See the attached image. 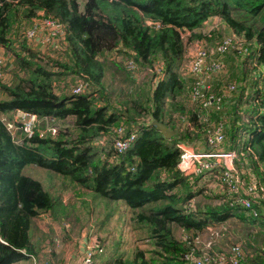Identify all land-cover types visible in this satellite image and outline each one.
<instances>
[{
    "label": "trees",
    "instance_id": "trees-1",
    "mask_svg": "<svg viewBox=\"0 0 264 264\" xmlns=\"http://www.w3.org/2000/svg\"><path fill=\"white\" fill-rule=\"evenodd\" d=\"M19 16L55 19L72 63L55 64L63 71L53 73L41 66L37 54L20 39V49L27 55L14 56L24 78L11 72L9 83L0 82V264L35 260L38 250L33 244L55 256L51 247L39 244L35 228L43 226L47 233L55 228L61 233L68 230L66 221L78 210L68 213L71 204L63 194L67 189L73 190V198L85 192L79 199L85 196L91 204L88 210L100 211L103 218L94 227L107 223L115 212V227L126 223L135 243L147 246L135 245L124 256L118 240L109 249L98 234H90L95 235L98 250L90 264H186L188 252L194 258H206L203 264H219L218 254L227 255V249L237 243L224 242V247L215 239L227 233L222 220L230 216L247 226L241 228L236 244L241 248L238 264H264V200L255 207L257 218L242 214V207L221 196L202 195L211 202L200 204L194 199L203 198L192 184L197 178L189 181L176 169V144L195 139L210 123L216 125L224 117L231 143L238 129L248 131L235 145L241 153L238 161L248 162L264 194V0H0V46L4 49L9 48L5 35ZM211 19L219 20L243 41L247 51L242 72L247 78H242L234 102L233 94L223 99L221 116L209 108L202 124L197 123L202 108L196 105L187 110V125L181 129L178 112L183 108L174 103L182 86L181 61L188 45L211 41L216 29L203 31ZM114 57L123 66L117 68ZM157 63H161L157 67L162 77L137 99L124 83L134 82L129 68L151 71ZM65 73L84 81L85 91L55 94L53 81ZM251 80L246 91V81ZM114 82L123 83L127 90L124 104L111 102ZM168 97L175 105L172 112L164 106ZM242 102L253 105L249 114L240 117L236 106ZM231 103L228 113L225 109ZM22 113L34 116L30 134L23 131L27 117H21ZM152 120L161 122L172 135L163 137ZM132 135L133 142L118 151L115 143ZM33 167L44 170V176L23 172ZM253 224L257 231L249 229ZM83 243L77 245L80 258ZM217 247L226 250L216 253ZM103 255L106 258L101 260ZM224 263L229 264L226 258Z\"/></svg>",
    "mask_w": 264,
    "mask_h": 264
},
{
    "label": "rangeland",
    "instance_id": "rangeland-1",
    "mask_svg": "<svg viewBox=\"0 0 264 264\" xmlns=\"http://www.w3.org/2000/svg\"><path fill=\"white\" fill-rule=\"evenodd\" d=\"M82 1L79 2L81 4ZM39 15V14H38ZM43 17H37L34 19H23L20 16L17 17L13 25L11 26V29L6 33L5 38L8 41L9 48L4 49L2 52V56L5 57V70L11 74H15L18 72L19 77L24 78V75L22 72L17 71V65L15 63V56L16 53L17 57H26V52L23 51L24 49H20L19 40H23V38L20 35L21 33H24L25 31L31 29L33 27V24L40 21ZM31 20V22H30ZM211 28L216 29V33L212 36V39L210 42L203 43V44H197L198 42H194L193 44H190L187 46L184 56L182 58V66L179 70V77L182 87H184V91L187 90V93L184 94L180 91L177 92L174 103L176 102V106H180L183 108V111L181 113L178 112L180 115L181 120L180 128L186 127V117L188 116L187 110L188 109H195L196 105H199L202 110L199 114V119L197 123H201L200 121L203 120V117L208 114V109L213 106V100L209 102V96L214 99L217 97V94H219L224 89L228 90L231 94H233V102L236 100L237 93H239L241 86H242V78L246 80L247 75L246 73L243 74V64L242 59L245 55V45L243 41L236 36H233L230 34L229 30L223 26L220 21L216 19H211L207 21L204 24L203 31L207 33ZM54 42L56 44L59 43V41L55 38ZM63 46H61V49L55 50L52 47L48 46H42L36 47L38 43L31 41V43L28 42L29 45L27 47L31 49L30 51H34L36 53V57H39V62L42 67L48 69L49 71H52L53 73H60V70L55 66V64L60 65H68L72 63L70 56L68 55L66 49H65V43H64V36L63 40H60ZM18 45H17V44ZM36 45V46H35ZM102 56V55H101ZM102 58H106L101 57ZM109 59V58H108ZM114 61L117 63L115 64L117 68H120L119 66H123V62L116 59V57L113 58ZM119 64V65H118ZM158 65H161V63H157L156 66L150 71L148 69H138L133 70V68H129V70L132 73V77L134 78V82L132 85H129L127 81L124 83H127V88L131 89V92L134 91V96H136L137 99H142L144 95L147 93L146 91L148 88H150L151 83L152 85H155L158 81L159 76H161L158 71L159 67ZM212 69H214L212 71ZM63 71V70H62ZM66 72V71H65ZM121 73V71H120ZM11 74L6 75L5 78L2 80L1 84L3 83H9ZM116 76L117 73L115 72ZM108 75V73H106ZM246 75V76H245ZM74 73H65L61 75L58 79L56 78V81H53V91L55 94H66L71 91L76 81L79 79L76 77ZM162 77V76H161ZM199 78H202L203 88L199 90V95L196 97H193L191 93L189 94L190 84L194 83L195 80H198ZM153 81V82H152ZM253 80L246 81V91L250 90V83L252 84ZM108 83L105 82L104 86L107 87ZM114 90V97L111 99V102L116 103H122V99L127 93V90L124 88L123 83L122 86H120L117 82L112 83L111 85ZM230 87V90H229ZM191 91V90H190ZM106 95V94H104ZM120 96V98H119ZM117 97V98H116ZM130 100V98H128ZM124 104V103H122ZM253 103H244L239 104V106H236V113L237 115H241L245 112L249 114L250 108ZM111 106H114V103L111 104ZM164 106L165 109L169 112L173 109L175 106L173 103H170L169 97L168 99H164ZM115 107V106H114ZM177 108V107H175ZM174 108V109H175ZM233 109V105L231 103L230 107L225 109L226 112L229 113V109ZM213 109H216L213 106ZM172 112V111H171ZM218 116L221 115V111H217ZM232 113V112H231ZM173 113H170V115ZM176 115V113H175ZM240 116V117H241ZM173 117V116H171ZM246 118V117H245ZM243 118V119H245ZM202 124V123H201ZM215 125L210 123L208 125L209 130L204 133L197 135V137L192 138V140H181L180 142L186 141L189 147L193 151H196L198 153H205L209 151L208 143L206 144L207 137L210 133H212L213 127ZM184 129V128H181ZM237 134H244L247 136L248 131H244L241 128L237 130ZM173 132V131H172ZM207 133V137H206ZM226 141L223 148H219L221 150H233V148H228V145H230L231 140H229V133L226 131ZM186 145V144H185ZM236 150V148H234ZM248 151V150H247ZM212 152H218L222 153L223 151H212ZM210 160L214 163H216V167H222L223 162L220 157H211ZM238 161V157H237ZM239 171L242 173L241 180L243 182L252 181L249 179V175H254L251 173V171L248 168V162L243 160L242 162L238 161V164H235ZM28 168V167H27ZM24 170L23 172L35 173L38 176L43 177L42 174H40V171H33L31 172V168ZM42 172V171H41ZM222 171L220 168H217L216 170L210 171H203L202 177L195 178L196 180L192 183L193 185H197L194 189L195 191L199 192L201 197L206 196L211 199H215V196H218V193H222L224 191V188L222 187L223 183L220 185L219 182L216 180L218 179V175ZM219 173V174H215ZM255 178V177H254ZM188 179V178H187ZM55 181L54 179H52ZM189 180V179H188ZM256 180V179H255ZM60 186V185H59ZM259 186V185H258ZM259 188H261L259 186ZM77 189V188H76ZM77 191H79L77 189ZM71 193H73L72 189H67L63 191L64 201L68 200V203L71 204V207L68 209V213L74 212V209H77L78 212H74V217L71 219H68L66 222L68 223V230L65 229L62 233L59 232L57 228L54 229V232L47 233L46 229L43 226H40L39 228L36 227V238L39 244L44 245L47 244L49 247H51L52 251L54 252L55 256H49L47 252H41L39 248H37L36 244H33V247L37 249V258L34 260L33 264H66L69 255L72 253H77V245L80 243L82 244V241H84V234L79 235L80 230L84 225H88L87 227H84L83 230L88 231L89 233L98 234L99 237L102 239V244L105 245V247L112 249L113 242L118 240L119 249L122 251L123 255H130L135 245H137L139 248H146L142 243H135L134 237L132 232H129V229L125 223V225H121L120 228H116L114 224V219L116 218V214H114L108 219L107 223H103V225L99 227H94V223L96 224L97 220L102 219V215L98 214L100 211L97 209H94L92 211H89L88 208L90 207L89 199L83 196L81 199H79L80 196L84 195L85 192L79 191V194L74 196L73 198ZM259 194L262 195V199L264 200V194L262 193V188L259 189ZM203 198V197H202ZM197 202L209 204L211 202L210 199L203 198V201L201 198H195ZM210 200V201H209ZM246 212L244 210L241 212L242 214ZM113 213V212H112ZM237 213H240L237 212ZM240 213V214H241ZM245 214V213H244ZM127 214L124 215V218ZM112 220V221H111ZM222 225H226L225 227L228 229L227 233H225L223 236L219 235L215 239L219 238V245L224 246V242L226 244L239 242V236L241 232V228L245 227L247 229L246 225H242L238 220H236V217H228L222 220ZM257 224H253L249 229L256 230ZM105 226L104 228H102ZM249 227V226H248ZM221 229L222 228H216ZM84 233V231H83ZM86 233V232H85ZM88 233V234H89ZM218 235V234H217ZM216 235V236H217ZM178 236V233H175V237ZM94 238L95 235H88V238ZM203 240V238H201ZM1 241V239H0ZM2 242V241H1ZM215 242V241H214ZM54 244V246L52 245ZM233 244L232 247L237 246L240 248L239 245ZM225 247V246H224ZM228 247V246H227ZM230 247L227 249V252L231 250ZM214 252L217 253L218 250L224 251L226 249L223 248H215ZM241 250V248H240ZM147 255V254H146ZM145 255V256H146ZM79 256V252H78ZM106 256L103 255L100 259H105ZM98 259V261L100 260ZM114 259V256L110 259L111 261ZM81 260L80 257H78V262ZM31 260L19 262L16 264H30ZM32 264V263H31Z\"/></svg>",
    "mask_w": 264,
    "mask_h": 264
},
{
    "label": "built area",
    "instance_id": "built-area-1",
    "mask_svg": "<svg viewBox=\"0 0 264 264\" xmlns=\"http://www.w3.org/2000/svg\"><path fill=\"white\" fill-rule=\"evenodd\" d=\"M31 22V20H30ZM21 37L26 41V44L28 45V42L31 43V41H34L38 43V45L42 46H48L52 47L55 50L61 49L62 43L60 40H63V31L59 23L55 19H51L49 17H43L40 21L33 24V27L24 33L20 32ZM57 39L59 41L58 44L54 42V39ZM204 42H198L197 44H203ZM4 48L0 46V82L5 78L6 75H8V72L5 70V57L2 56ZM247 49L245 48V53ZM214 69H212L213 71ZM203 88L202 78H199L198 80H195L194 83L190 84L189 94L193 97H196L199 95V90ZM86 89V84L82 80L76 81L75 85L71 89V94H80L83 93ZM191 90V91H190ZM230 90V87H229ZM231 95V93L224 89L221 93L217 94V97L212 99L211 96H209V102L213 100V106L216 108L214 110L224 111L223 108H221V104L223 99L226 96ZM210 107V108H213ZM221 116V115H220ZM21 117H27V119L24 120V126L23 131L30 134L31 133V126L34 121V116L27 113H22ZM223 118L221 117L220 120L212 130V133H210L207 137V140L205 141L206 144L208 143L209 151L205 153H198L196 151H193L191 147L188 145H185L183 142H178L176 144L178 149V160L176 163V169L179 171L180 174L187 177L189 181L202 177L203 171H213L217 168H220L222 171L218 175V179H216L219 184L222 185L224 188V191L222 193H218V196H221L225 199V201H228L231 204L239 205L243 208V210H246V214L252 218H257V211H256V205L259 203V200L262 199V195L259 194V186L255 180V178L252 175H249V179L252 181L243 182L241 180L242 173L237 168L236 161L237 157L239 159L238 149L236 150L233 148V150H221L219 148H223V144L226 141V133L224 131V125H223ZM206 129L205 132H207ZM51 135L54 133V130L51 128L50 130ZM133 139V135L129 138H124L122 140H119L115 143L118 151L125 150ZM212 151H223L222 153L218 152H212ZM211 157H220L223 166L222 167H216V163L212 162L210 160ZM195 187L197 185H194ZM89 240H86L83 244V247L81 245V260L79 264H90L91 263V255L95 253L97 250L95 239L89 237ZM2 241V240H1ZM0 241V242H1ZM185 259H187L188 263L186 264H203V260H206V258H194L191 254V252H188V254H185ZM218 262L219 264H225L224 260L225 258L228 260L229 264H238L241 260V250L239 247L234 246L231 248V250L227 253V255L224 254H218Z\"/></svg>",
    "mask_w": 264,
    "mask_h": 264
},
{
    "label": "crops",
    "instance_id": "crops-1",
    "mask_svg": "<svg viewBox=\"0 0 264 264\" xmlns=\"http://www.w3.org/2000/svg\"><path fill=\"white\" fill-rule=\"evenodd\" d=\"M37 15L38 14H41V11H38L37 13H36ZM217 20V19H216ZM219 21V20H218ZM29 45V44H28ZM36 46V45H35ZM36 47H39V45L37 44V46ZM10 73L8 72V75H9ZM181 93H183L184 92V94L185 93H187V90L186 91H184V87H182L181 86V88H180V90H179ZM237 136H235L234 137V139L236 140L235 141V143L233 144V143H230V145H228V148H235V145H237V143H240L241 141L240 140H244L245 139V135H242V134H236ZM225 143L227 144V141H225ZM225 143L223 144V147H224V145H225ZM32 171H38L39 172V170L37 169V168H35V167H33V169H31V172ZM44 170H42V172H40V174H42L43 176H44ZM55 181H56V183L57 184H59V181L57 180V179H55V178H53ZM255 229H257V226L255 227ZM84 232H86V233H83L82 231V234H84V235H86V234H88L89 232L88 231H86V230H83ZM89 234H94V233H89ZM88 234V235H89ZM88 235H87V237H84L86 240H89L88 239ZM84 241H82V243H83ZM79 245H80V243L78 244V247H79ZM78 247H77V253L75 252V253H72L71 255H69V259H68V261H67V263L66 264H79V262H78V252H79V250H78ZM33 262H34V260H32L31 261V263L33 264Z\"/></svg>",
    "mask_w": 264,
    "mask_h": 264
},
{
    "label": "water",
    "instance_id": "water-1",
    "mask_svg": "<svg viewBox=\"0 0 264 264\" xmlns=\"http://www.w3.org/2000/svg\"><path fill=\"white\" fill-rule=\"evenodd\" d=\"M151 124H153L158 131L163 135V137L168 138L172 135V131L167 128L165 125H163L161 122L152 120Z\"/></svg>",
    "mask_w": 264,
    "mask_h": 264
},
{
    "label": "clouds",
    "instance_id": "clouds-1",
    "mask_svg": "<svg viewBox=\"0 0 264 264\" xmlns=\"http://www.w3.org/2000/svg\"><path fill=\"white\" fill-rule=\"evenodd\" d=\"M39 15H41V14H39ZM37 17H41V16H36L35 18H37ZM180 70V69H179ZM179 75H180V73H179ZM161 76H159V78H160ZM70 92V91H69ZM80 262V261H79Z\"/></svg>",
    "mask_w": 264,
    "mask_h": 264
}]
</instances>
